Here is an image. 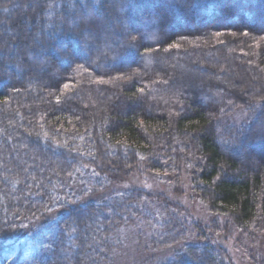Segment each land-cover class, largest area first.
<instances>
[{
    "label": "trees",
    "instance_id": "1",
    "mask_svg": "<svg viewBox=\"0 0 264 264\" xmlns=\"http://www.w3.org/2000/svg\"><path fill=\"white\" fill-rule=\"evenodd\" d=\"M133 169L264 238V0H0V264H233Z\"/></svg>",
    "mask_w": 264,
    "mask_h": 264
},
{
    "label": "rangeland",
    "instance_id": "2",
    "mask_svg": "<svg viewBox=\"0 0 264 264\" xmlns=\"http://www.w3.org/2000/svg\"><path fill=\"white\" fill-rule=\"evenodd\" d=\"M237 75L238 71L233 70ZM246 115L239 114L238 121ZM122 188L147 190L152 194L164 196V199L175 208L184 210L194 221L207 232L210 226L216 228L212 239L232 259L233 264H264V238L252 240L236 228H228V218L211 212L195 195L191 182L185 178L182 191L173 190L171 182L161 176H153L142 170L133 169ZM157 208V207H155ZM216 223V224H214ZM210 233V232H209ZM152 229L147 226L122 227L116 238L117 247L112 253V264H165L180 247L156 249L152 245ZM211 239V238H210ZM12 258V257H11ZM11 259H7L9 262Z\"/></svg>",
    "mask_w": 264,
    "mask_h": 264
}]
</instances>
